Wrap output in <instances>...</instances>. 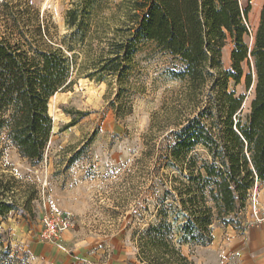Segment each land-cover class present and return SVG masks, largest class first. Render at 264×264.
<instances>
[{"label": "rangeland", "instance_id": "374dc122", "mask_svg": "<svg viewBox=\"0 0 264 264\" xmlns=\"http://www.w3.org/2000/svg\"><path fill=\"white\" fill-rule=\"evenodd\" d=\"M92 3L88 11L82 7ZM123 0H0V35L20 31L32 37L41 23L55 46L74 60V83L49 100L53 119L50 140L40 161L23 156L0 129V181L16 208L0 216L1 249L11 246L0 264H144L138 258L142 232L159 223L163 211L170 236L196 264H264V183L249 192L234 223L216 221L207 243H179L175 219V185L188 170L168 166L171 132L207 101H182L186 81L176 76L182 64L152 42L143 41L122 80L117 75L87 76L100 55L120 39L127 19ZM250 6L251 45L264 0H240ZM77 9L83 31L69 26ZM86 12V13H85ZM233 42L222 48L224 69L231 67ZM247 71V68H246ZM228 88L245 94L248 112L254 88L228 80ZM184 102V103H183ZM197 151L206 157L202 148ZM179 164V163H178ZM0 184V185H2ZM68 212L73 226L57 242L40 238L43 218ZM169 231V230H168Z\"/></svg>", "mask_w": 264, "mask_h": 264}, {"label": "trees", "instance_id": "16d2710c", "mask_svg": "<svg viewBox=\"0 0 264 264\" xmlns=\"http://www.w3.org/2000/svg\"><path fill=\"white\" fill-rule=\"evenodd\" d=\"M91 6L86 1L82 9ZM122 7L126 28L118 29L120 39L100 55L99 66L87 76L101 74V79L106 73L122 80L139 44L148 41L182 64L176 73L186 81L182 101L199 107L208 86L206 103L171 132L167 154L168 166L185 164L180 170H188L174 186V216L182 222L177 227L178 242L207 243L212 239L211 226L216 221L234 223L249 192L264 183V5L251 45L246 41L251 35V7L243 8L240 0H123ZM77 11L70 9L67 20L81 32L86 19L79 21ZM14 26L0 35V129L7 130L23 156L40 161L53 130L49 100L74 83V60L62 46L54 45L41 23L32 37L23 31L14 34ZM228 39L233 42L231 67L224 69L222 48ZM243 76L246 88H254L248 112L243 108L245 94L237 95L227 85L229 79L240 83ZM198 148L206 157L200 156ZM8 190L0 185V216L17 206ZM166 212L159 223L142 232L139 260L196 264L169 235L172 224L165 219ZM10 252L11 246L0 250L1 263Z\"/></svg>", "mask_w": 264, "mask_h": 264}, {"label": "built area", "instance_id": "2783aa9c", "mask_svg": "<svg viewBox=\"0 0 264 264\" xmlns=\"http://www.w3.org/2000/svg\"><path fill=\"white\" fill-rule=\"evenodd\" d=\"M74 224V218L68 212H54L43 218L40 238L46 242H57L61 235Z\"/></svg>", "mask_w": 264, "mask_h": 264}, {"label": "crops", "instance_id": "0c3cea01", "mask_svg": "<svg viewBox=\"0 0 264 264\" xmlns=\"http://www.w3.org/2000/svg\"><path fill=\"white\" fill-rule=\"evenodd\" d=\"M261 13V12H260ZM259 20H260V16H259Z\"/></svg>", "mask_w": 264, "mask_h": 264}]
</instances>
